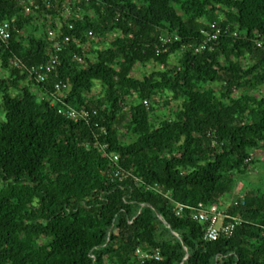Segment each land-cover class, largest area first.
<instances>
[{
  "label": "trees",
  "instance_id": "1",
  "mask_svg": "<svg viewBox=\"0 0 264 264\" xmlns=\"http://www.w3.org/2000/svg\"><path fill=\"white\" fill-rule=\"evenodd\" d=\"M64 3L0 0V264H264L261 188L224 206L242 221L215 240L189 208L220 207L264 145V0ZM211 23L218 38L188 46ZM65 35L58 76L37 81Z\"/></svg>",
  "mask_w": 264,
  "mask_h": 264
},
{
  "label": "built area",
  "instance_id": "2",
  "mask_svg": "<svg viewBox=\"0 0 264 264\" xmlns=\"http://www.w3.org/2000/svg\"><path fill=\"white\" fill-rule=\"evenodd\" d=\"M61 0H54V2H59ZM64 8L66 9L65 13L69 12V8L71 5L75 4L77 0H63ZM24 4V10L26 13L35 14L37 10L40 8V3L49 2V0H22ZM72 27V25H69ZM11 27L10 23L7 20H0V46L7 42L10 37ZM221 28L217 26L215 23H211L209 29H204L203 33L205 34V38L199 44H189L188 46L192 47L193 50L199 51L205 49L209 42L214 41L220 35ZM57 30L48 29V36L54 39L57 36ZM88 36L92 35V31H87ZM179 40V36L177 35H160L159 36V45L160 48L164 47L166 44L171 41ZM69 41V36L65 35L54 43V51L51 53L50 57L43 63L39 65H31L29 67V73L31 76H34L37 81L44 80L49 74L53 73L55 76H58L57 73V64L59 61V52L62 47L67 44ZM259 45V42H258ZM78 59L81 57L78 56ZM54 87L61 93L62 90L68 88V84L62 79H58L54 83ZM146 103V100H144ZM58 112L63 114H68L70 117H76L77 111L74 109H63L59 108ZM84 115H87L86 111L83 112ZM118 157L117 154H112V159L116 160ZM189 207V206H188ZM184 208L182 204H177L176 214H180L181 210ZM191 209V217L198 222H201L204 225L203 228V238L205 240H215L220 236H229L233 233V230L237 224H239L242 220L239 217L231 216L227 214L223 209H221L216 203L204 204L202 202L198 203L194 207H189ZM137 253H139L143 257H147V252H142L137 249ZM157 255V251H156Z\"/></svg>",
  "mask_w": 264,
  "mask_h": 264
},
{
  "label": "rangeland",
  "instance_id": "3",
  "mask_svg": "<svg viewBox=\"0 0 264 264\" xmlns=\"http://www.w3.org/2000/svg\"><path fill=\"white\" fill-rule=\"evenodd\" d=\"M179 57V53H175L170 57V61H173ZM153 68L152 65L147 64L146 66L137 65L135 66L132 74L134 76H141L144 72L151 70ZM3 70L0 69V74ZM217 85V83H215ZM99 85L95 86V89H98ZM262 91H264V84L261 87ZM1 98V97H0ZM1 101V99H0ZM158 116L164 113H168V108L164 106H158L156 112ZM0 120H4V113L0 109ZM251 158L254 160L252 164H250V170L243 174L236 176V182L233 190L222 197L221 200V209L224 206L228 205L232 201L236 200L240 194L244 192V190L251 191L252 188H261L264 191V145L257 149H252L250 151Z\"/></svg>",
  "mask_w": 264,
  "mask_h": 264
},
{
  "label": "crops",
  "instance_id": "4",
  "mask_svg": "<svg viewBox=\"0 0 264 264\" xmlns=\"http://www.w3.org/2000/svg\"><path fill=\"white\" fill-rule=\"evenodd\" d=\"M224 208H225V207H224ZM224 208H223V209H224Z\"/></svg>",
  "mask_w": 264,
  "mask_h": 264
}]
</instances>
